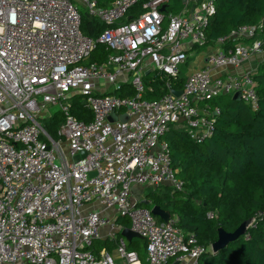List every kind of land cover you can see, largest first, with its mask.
Here are the masks:
<instances>
[{"label":"built area","instance_id":"2783aa9c","mask_svg":"<svg viewBox=\"0 0 264 264\" xmlns=\"http://www.w3.org/2000/svg\"><path fill=\"white\" fill-rule=\"evenodd\" d=\"M101 1L0 0V264H140L120 234L119 216L144 240L148 264H198L207 250L173 218L159 223L136 206L131 191L184 190L161 137L176 128L195 142L210 138L214 119L201 101L239 93L257 108L254 71L231 69L264 54L263 25H240L206 45L202 65L176 89L180 66L207 40L215 2L185 0L172 12L171 0ZM81 14L105 28L87 36ZM99 44L111 53L88 62ZM154 71L167 76L168 90L148 99L144 76ZM124 84L134 96L107 94ZM79 97L90 118L72 113ZM44 113L62 118L55 135L39 121ZM103 237L113 240L112 251L88 249Z\"/></svg>","mask_w":264,"mask_h":264},{"label":"trees","instance_id":"16d2710c","mask_svg":"<svg viewBox=\"0 0 264 264\" xmlns=\"http://www.w3.org/2000/svg\"><path fill=\"white\" fill-rule=\"evenodd\" d=\"M108 1L101 4L107 5ZM174 1L180 10L182 0ZM213 1L215 12L204 29L207 40L194 49H203L243 24L263 25L264 29V0ZM104 28V23L81 14V29L87 36L95 37ZM109 53L111 51L99 44L87 61L101 62ZM252 74L256 82L257 108L227 95H217L200 102L210 108L214 119L215 130L210 138L195 142L184 130L176 128L161 137L170 150L171 165L183 182L184 190L174 191L167 185H159L157 190L148 192L149 203L142 206L150 209L158 205L168 210L184 236L192 234L206 247L198 264H264V61ZM166 80V75L155 71L145 75L149 92L144 97L153 99L166 92ZM184 80L185 74L181 72L173 80L172 88L180 89ZM108 93L134 96L125 84L120 90ZM71 111L78 118L91 116L90 109L77 99L72 102ZM61 120L55 115L46 127L52 130L50 125L56 128ZM209 212L212 217L208 216ZM251 217L254 222L244 235L217 252L211 251L210 245L217 239L219 227L230 232ZM157 221L162 222L159 218ZM116 222L129 226L124 217H117ZM113 247V240L95 239L88 249L99 254L104 249L112 251ZM127 247L137 252L141 264H148L144 240L132 239Z\"/></svg>","mask_w":264,"mask_h":264},{"label":"water","instance_id":"95a60500","mask_svg":"<svg viewBox=\"0 0 264 264\" xmlns=\"http://www.w3.org/2000/svg\"><path fill=\"white\" fill-rule=\"evenodd\" d=\"M185 0H182L184 2ZM164 7H162L160 10L163 11ZM173 94L176 96H179L181 94L180 90H173ZM111 94V93H107ZM233 99L240 100V95L239 93H236L232 97ZM59 110L58 106H53L51 107L50 111L52 114H56ZM121 120H126V115H121ZM116 115L114 112H112L108 119L109 121H115L116 120ZM82 156H84V153H82ZM75 161L79 159L78 156H76ZM148 200H143L142 202L138 203L136 202V206H142V205H147ZM150 212L156 217L162 220V222H168L169 219L171 218V214L168 210L161 209L160 206L155 205L150 208ZM254 222V218L251 217L249 219H246L242 221L233 231H225L223 228L219 227L217 229V239L210 245L211 251L212 252H217L223 247L227 246L230 242L234 241L238 237L244 235L247 231V229L250 227V225ZM121 236L126 239L127 242H131L132 239H141L140 235L133 231L129 227L123 228V230L120 232ZM173 264H178V261H175Z\"/></svg>","mask_w":264,"mask_h":264},{"label":"rangeland","instance_id":"374dc122","mask_svg":"<svg viewBox=\"0 0 264 264\" xmlns=\"http://www.w3.org/2000/svg\"><path fill=\"white\" fill-rule=\"evenodd\" d=\"M79 8H80V11H83V7L79 4ZM169 9L172 11V12H178L179 11V8L177 7V3L174 1V0H171L170 1V4H169ZM83 13V12H82ZM205 51V49H194V50H192L191 52H189V57L191 58V59H194L195 58V56H198V55H201L203 52ZM254 56H256L257 57V59H254L252 62H251V64L253 65V66H256V68H257V66L260 64V62H262V61H264V54H261V55H254ZM254 56H252V57H254ZM250 59V58H249ZM248 59V60H249ZM248 60H246V61H248ZM188 61V60H187ZM244 63V62H243ZM180 71L182 72V73H185V72H187V69H186V66H180ZM181 72H180V74H181ZM227 96H229V97H232V96H230V95H227ZM79 99V101H82V99L79 97L78 98ZM41 116L42 117H39L40 119H39V121L42 123V125H45V127H46V124H48V122L50 121V119H49V117H48V114L47 113H44V114H41ZM57 117H60L58 114L56 115ZM53 124V123H52ZM59 125V124H58ZM58 125H57V127L56 128H53V125H50V128L53 130H50V129H48L47 127H46V130L48 131V132H50L51 134H53V135H55V133H56V129L58 128ZM145 189V190H144ZM150 188L149 187H147L146 188V186L145 185H135L133 188H132V191H131V194H132V198H133V200L134 201H139L140 200V198L142 197V191H146V190H149ZM142 199V198H141ZM143 240V239H142Z\"/></svg>","mask_w":264,"mask_h":264},{"label":"crops","instance_id":"0c3cea01","mask_svg":"<svg viewBox=\"0 0 264 264\" xmlns=\"http://www.w3.org/2000/svg\"><path fill=\"white\" fill-rule=\"evenodd\" d=\"M254 59H257V57L256 56L250 57V59L248 61H244V63H241L239 66H237L235 68H232L231 70H233V72H235V73H243L246 70H252V71H254L256 69V66H253L251 64V62ZM202 62H203L202 54L201 55H198V56H195L194 59H191L190 58V63L186 66L187 72H185L184 74L190 73V71H193V70L199 68L202 65ZM198 104L199 105H202L201 103H198ZM145 186H146V188L149 187L150 189L149 190H146V191H142V197H141L142 199L140 198V200L137 201V202H142L143 200L146 199V200H148V203H149V199L147 198L148 192L149 191H152V190H155V189L157 190L159 185L158 186H148V185H145ZM103 232H105V229H103ZM100 239H105L106 240L105 237L100 238ZM108 240H110V239H108ZM175 261L176 260L174 258H172V259H170V261H169L168 264H173ZM140 264H141V262H140ZM178 264H186V261L178 262Z\"/></svg>","mask_w":264,"mask_h":264}]
</instances>
